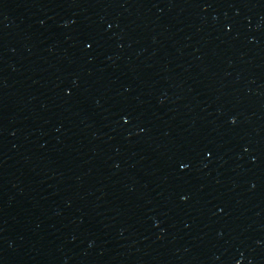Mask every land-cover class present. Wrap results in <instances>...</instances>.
Wrapping results in <instances>:
<instances>
[{
  "label": "water",
  "instance_id": "water-1",
  "mask_svg": "<svg viewBox=\"0 0 264 264\" xmlns=\"http://www.w3.org/2000/svg\"><path fill=\"white\" fill-rule=\"evenodd\" d=\"M0 264H264V0H0Z\"/></svg>",
  "mask_w": 264,
  "mask_h": 264
}]
</instances>
